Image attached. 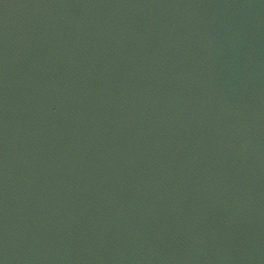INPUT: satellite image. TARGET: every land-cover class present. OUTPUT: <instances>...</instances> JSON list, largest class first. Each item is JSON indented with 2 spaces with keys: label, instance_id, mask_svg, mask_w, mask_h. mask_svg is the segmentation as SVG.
<instances>
[{
  "label": "water",
  "instance_id": "obj_1",
  "mask_svg": "<svg viewBox=\"0 0 264 264\" xmlns=\"http://www.w3.org/2000/svg\"><path fill=\"white\" fill-rule=\"evenodd\" d=\"M0 264H264V0H0Z\"/></svg>",
  "mask_w": 264,
  "mask_h": 264
}]
</instances>
